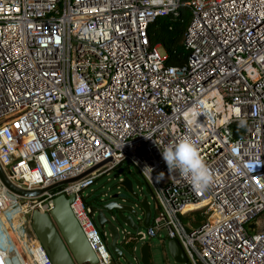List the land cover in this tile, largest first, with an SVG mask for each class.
<instances>
[{"label": "built area", "instance_id": "obj_1", "mask_svg": "<svg viewBox=\"0 0 264 264\" xmlns=\"http://www.w3.org/2000/svg\"><path fill=\"white\" fill-rule=\"evenodd\" d=\"M183 5L0 0V166L7 178L40 190L101 164L33 198L0 182V264H25L24 257L52 264L30 216L71 193L96 264H111L110 234L99 230V208L85 205L84 191L123 166L138 170L154 208L148 202L147 226L143 210L136 216L145 231L138 224L123 230L118 243L176 240L182 264H264V0H190L187 62L168 66L148 28ZM185 138L214 176L205 191L169 172L162 158Z\"/></svg>", "mask_w": 264, "mask_h": 264}, {"label": "water", "instance_id": "obj_2", "mask_svg": "<svg viewBox=\"0 0 264 264\" xmlns=\"http://www.w3.org/2000/svg\"><path fill=\"white\" fill-rule=\"evenodd\" d=\"M101 165V164H100ZM100 165L85 171L84 173L67 179L55 184H52L44 189L40 190H25L15 186L9 181L4 170L0 166V182L8 189L12 194L24 198H33L41 195L44 192L56 190L60 187H67L79 179L87 176L98 168ZM137 177H141L138 170H134ZM122 186L135 201L134 205H125L117 201L120 198L119 194H113L111 200L107 203L99 200L98 213L96 215V224L100 229H105L110 234L109 249L112 253L113 258L116 257V263L122 264L118 261L119 257L123 255L121 248L118 246V240L120 239V233L118 228L104 216V210L113 212L116 214L113 219H119L124 222L131 230H136L137 223L133 220V216L137 215L136 206L141 207L145 212V218L143 225L147 226L150 218V208L147 197L144 196L142 199L138 193L133 190L132 182L129 177L123 178L120 181ZM146 191L149 192L146 186ZM75 195L61 194L53 199V209L48 213H41L39 211H33L31 218V228L39 243L45 250L50 262L52 264H96L97 258L92 250L89 242L87 241L77 219L75 218L73 211L70 207ZM127 213V214H126ZM250 231H253L255 224L251 223L248 225ZM121 244V243H120ZM122 245V244H121ZM168 252L178 263H185V257L181 246L176 240H168L166 242ZM141 263L150 264V253L149 246L147 243H143L141 246ZM125 264H132L126 262Z\"/></svg>", "mask_w": 264, "mask_h": 264}, {"label": "rangeland", "instance_id": "obj_3", "mask_svg": "<svg viewBox=\"0 0 264 264\" xmlns=\"http://www.w3.org/2000/svg\"><path fill=\"white\" fill-rule=\"evenodd\" d=\"M125 177H129L132 182L133 190L138 193L141 199L144 196L147 197L152 210L154 208L152 194L146 191L144 180L135 175L132 166L129 167V171L126 166H123L120 171H111L108 175L98 178L91 187L85 189L84 193L89 195V200L98 198L105 201L104 203L110 201L113 194H119L120 198L117 199L119 203L132 206L135 204V201L132 199L131 195L119 184L120 178L123 179ZM135 209L137 211V215H140L142 212L141 207L136 206ZM103 212L105 218L111 221L118 228L120 238L123 236V230L132 231L124 222L120 221L119 219L112 218L116 214L115 211L110 212L104 210ZM136 216H133V220L139 225L138 229L145 231L144 226L136 221ZM8 217L9 216L7 215L3 216V221L6 222ZM133 233H135V231H133ZM110 241V238H108L109 244ZM143 243H147L149 246L150 264H181L178 263L168 252L166 242H163L157 237L146 239L144 242H134L127 247L119 243L118 246L121 248L123 255L119 257L118 261H120L122 264H125L126 262H131L132 264H142L140 250ZM115 260H117L116 257H114L111 264H116ZM24 261L25 264H32L28 258H25Z\"/></svg>", "mask_w": 264, "mask_h": 264}, {"label": "clouds", "instance_id": "obj_4", "mask_svg": "<svg viewBox=\"0 0 264 264\" xmlns=\"http://www.w3.org/2000/svg\"><path fill=\"white\" fill-rule=\"evenodd\" d=\"M198 113L191 114L190 123L197 122ZM246 120L238 117V126L244 127ZM168 171H178L180 176L188 180L195 191H205L214 182V176L202 159L197 145L190 138H185L174 145L166 147L162 152ZM151 175V174H150ZM153 179V176H151ZM156 182L164 179L160 173Z\"/></svg>", "mask_w": 264, "mask_h": 264}, {"label": "trees", "instance_id": "obj_5", "mask_svg": "<svg viewBox=\"0 0 264 264\" xmlns=\"http://www.w3.org/2000/svg\"><path fill=\"white\" fill-rule=\"evenodd\" d=\"M190 0H181L184 3L178 9L177 15L160 17L148 28V36L151 45H160L167 54L166 65L183 67L187 62L188 50L185 48L184 34L191 20V12L186 5ZM85 205L94 208L99 206L98 198L89 200L84 198Z\"/></svg>", "mask_w": 264, "mask_h": 264}, {"label": "bare ground", "instance_id": "obj_6", "mask_svg": "<svg viewBox=\"0 0 264 264\" xmlns=\"http://www.w3.org/2000/svg\"><path fill=\"white\" fill-rule=\"evenodd\" d=\"M3 216H5V215H3ZM3 218V217H2ZM9 221V217H8V219L6 220V222H8ZM24 258H27V257H24ZM29 260V259H28Z\"/></svg>", "mask_w": 264, "mask_h": 264}, {"label": "snow or ice", "instance_id": "obj_7", "mask_svg": "<svg viewBox=\"0 0 264 264\" xmlns=\"http://www.w3.org/2000/svg\"><path fill=\"white\" fill-rule=\"evenodd\" d=\"M17 127H19V125H17ZM259 182V181H258Z\"/></svg>", "mask_w": 264, "mask_h": 264}]
</instances>
